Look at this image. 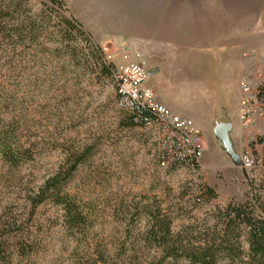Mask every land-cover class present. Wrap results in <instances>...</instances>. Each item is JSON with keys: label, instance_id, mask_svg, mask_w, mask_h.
<instances>
[{"label": "rangeland", "instance_id": "obj_1", "mask_svg": "<svg viewBox=\"0 0 264 264\" xmlns=\"http://www.w3.org/2000/svg\"><path fill=\"white\" fill-rule=\"evenodd\" d=\"M60 1L0 0V143L9 130L11 149H29L12 164L0 144V233L23 223L0 264H189L151 241L153 217L184 243L218 233L228 206L264 219V141L254 138L264 123L244 130L237 110L239 79L264 70V0ZM121 48L143 64L155 99L201 131L198 168H159L155 129L116 108L100 51ZM222 122L234 151L259 155L262 167L231 162L213 133ZM83 152L62 187L83 225L51 199L31 213L27 198Z\"/></svg>", "mask_w": 264, "mask_h": 264}, {"label": "trees", "instance_id": "obj_2", "mask_svg": "<svg viewBox=\"0 0 264 264\" xmlns=\"http://www.w3.org/2000/svg\"><path fill=\"white\" fill-rule=\"evenodd\" d=\"M46 1L56 6L62 5L60 0ZM64 23L67 27V31H76L81 34L76 25H72L70 21H65ZM100 61L102 63L101 56ZM102 71L107 73L110 77V73L103 63ZM124 113L127 116L130 125L153 128V126L146 125L148 118L152 117V113L149 109L143 108L139 111L137 115L139 124H135L133 117L126 112ZM6 133L5 138L2 139V143L0 144L3 149L4 157L7 158L10 163L15 164L20 159L25 158V154L29 152V149H22L20 145L15 147V149H11L8 144L11 143L10 140H12V133L9 130H7ZM85 154L86 153L83 152L78 155V157H75L66 169H63L54 176L48 178L37 192L27 198L31 213L36 207L44 203L45 200L51 199L53 202L64 208L65 216L73 227L83 225L84 217L82 211H80L76 205L68 199L66 194L64 195L62 193V187L71 174L76 170L78 164L84 160ZM180 167L198 168L199 165L173 166L167 168V170ZM225 216L226 219L221 224L218 233H215L210 239H203L195 243H184L177 238L178 235L173 237L170 220L155 216L153 217L154 223L149 231L150 239L161 249L165 258H172L174 260L184 258L189 264H264V219L257 218L251 211L248 212V210L243 209L241 206H228ZM18 222L19 219H13L11 224L5 226L3 232L0 233V261L4 258V246L7 245L12 238H17L21 234L23 223ZM242 229L246 230V243L248 250L246 253V261L241 258L243 251L239 239ZM12 231H14L15 236L11 235L13 234ZM18 240L19 238H17V241ZM22 248V246L19 247V252L23 250ZM225 257L228 261H221L222 258ZM102 262L105 264L104 261Z\"/></svg>", "mask_w": 264, "mask_h": 264}, {"label": "built area", "instance_id": "obj_3", "mask_svg": "<svg viewBox=\"0 0 264 264\" xmlns=\"http://www.w3.org/2000/svg\"><path fill=\"white\" fill-rule=\"evenodd\" d=\"M101 60L108 69L114 87L116 107L133 117L139 124L138 113L147 108L152 117L146 125L153 126L157 135V164L161 169L173 166L199 165L204 152L201 131L191 121L175 114L155 100V93L146 85L144 66L134 60L127 48L101 49ZM238 121L247 130L264 123V70L242 76L238 81ZM264 141V134L255 133ZM253 139V140H255ZM240 156L241 167L252 170L263 166V159L251 152Z\"/></svg>", "mask_w": 264, "mask_h": 264}, {"label": "water", "instance_id": "obj_4", "mask_svg": "<svg viewBox=\"0 0 264 264\" xmlns=\"http://www.w3.org/2000/svg\"><path fill=\"white\" fill-rule=\"evenodd\" d=\"M232 131V125L230 123H217L213 129L216 140L220 144L221 148L231 160L235 166H241L240 156L237 154L230 141V133Z\"/></svg>", "mask_w": 264, "mask_h": 264}, {"label": "crops", "instance_id": "obj_5", "mask_svg": "<svg viewBox=\"0 0 264 264\" xmlns=\"http://www.w3.org/2000/svg\"><path fill=\"white\" fill-rule=\"evenodd\" d=\"M217 78H218V76H216L215 78H213V77H204L205 80L210 81V82H211V80H213V81L216 82V84H218V83L221 82V78H218V79H217ZM155 98H156V96H155ZM155 100H156V99H155ZM157 100H158V101H157ZM157 100H156V101H157L158 103H160V104H162V105L168 107V108H169L170 110H172L175 114H178V115H180L181 117L184 115V114L179 113V112L173 107L172 104H170L169 102H167L166 100H164V95L161 96V97H159V99H157Z\"/></svg>", "mask_w": 264, "mask_h": 264}]
</instances>
